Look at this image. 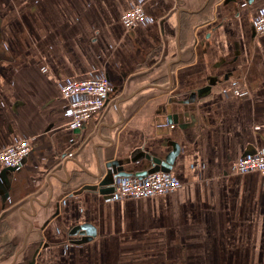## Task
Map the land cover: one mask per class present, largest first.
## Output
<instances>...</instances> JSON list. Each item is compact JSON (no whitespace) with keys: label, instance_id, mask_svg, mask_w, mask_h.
Here are the masks:
<instances>
[{"label":"crops","instance_id":"1","mask_svg":"<svg viewBox=\"0 0 264 264\" xmlns=\"http://www.w3.org/2000/svg\"><path fill=\"white\" fill-rule=\"evenodd\" d=\"M135 5L150 19L126 30ZM262 6L0 0V150L31 144L21 168L0 165V264H264V175L234 171L264 150ZM98 71L108 103L74 130L60 86ZM163 165L171 193L99 191Z\"/></svg>","mask_w":264,"mask_h":264},{"label":"built area","instance_id":"2","mask_svg":"<svg viewBox=\"0 0 264 264\" xmlns=\"http://www.w3.org/2000/svg\"><path fill=\"white\" fill-rule=\"evenodd\" d=\"M149 15L142 5H135L121 15V23L126 30L149 21ZM255 36L264 35V6L257 10L252 21ZM41 70L47 72L44 66ZM112 84L105 73L92 75L80 80H70L61 84V98L68 104L71 113V127L80 130L107 105ZM239 98L249 96V91L235 89ZM31 151V144L23 138L15 144L0 150V165L6 169H19L24 165ZM72 157L73 154H67ZM236 173L259 172L264 175V150L246 155L234 163ZM181 182L169 172L156 171L145 176L119 177L115 179L114 191L105 195L112 200L126 198H146L163 195L177 190Z\"/></svg>","mask_w":264,"mask_h":264},{"label":"water","instance_id":"3","mask_svg":"<svg viewBox=\"0 0 264 264\" xmlns=\"http://www.w3.org/2000/svg\"><path fill=\"white\" fill-rule=\"evenodd\" d=\"M141 155V154H140ZM141 157H145V158H147L148 160L149 159H151V156L150 155H148V154H142V156ZM140 158V156H139V153L138 154H136L135 156H133L132 158H131V160H130V162H135V161H137V159H139ZM155 163H159V161H155ZM153 164H154V162H153ZM164 167H165V165H163ZM163 166H162V168H163ZM118 172L117 173H114V179H116V178H119V177H129V176H132V175H136V174H133L132 172H128V171H123V169H119V170H117ZM163 172H168V169H166V167L165 168H163ZM115 189H114V183H113V185H111V186H109V187H104V186H101V187H99V191H100V193L101 194H104V195H107V194H110V193H112L113 191H114ZM80 229V228H79Z\"/></svg>","mask_w":264,"mask_h":264},{"label":"rangeland","instance_id":"4","mask_svg":"<svg viewBox=\"0 0 264 264\" xmlns=\"http://www.w3.org/2000/svg\"><path fill=\"white\" fill-rule=\"evenodd\" d=\"M256 45H258V43H257ZM101 73H104V71H98V73H97V74H95V75H99V74H101ZM54 248H55V247H54ZM47 255H48V252H47ZM47 255H45V257H46ZM193 263H194V264H199V262H198V261H196V262H193ZM116 264H119V262L117 261V262H116ZM132 264H134V263H132ZM186 264H188V262H187Z\"/></svg>","mask_w":264,"mask_h":264}]
</instances>
